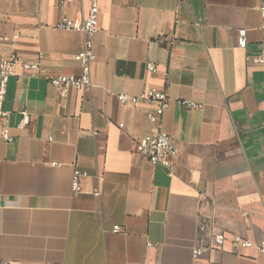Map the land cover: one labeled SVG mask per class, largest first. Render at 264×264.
Returning <instances> with one entry per match:
<instances>
[{
    "label": "crops",
    "instance_id": "crops-1",
    "mask_svg": "<svg viewBox=\"0 0 264 264\" xmlns=\"http://www.w3.org/2000/svg\"><path fill=\"white\" fill-rule=\"evenodd\" d=\"M262 1L99 0L91 85L61 94L45 76L82 71L75 54L85 34L54 26L62 13L86 14L88 0H0V34L11 38L0 55L41 54L44 75L17 66L8 85L0 260L264 264L257 247L213 239H264V65L249 59L264 53ZM146 87L168 92L162 115L156 104L118 99ZM159 130L179 148L170 169L138 153V141ZM75 168L87 173L79 193Z\"/></svg>",
    "mask_w": 264,
    "mask_h": 264
},
{
    "label": "built area",
    "instance_id": "built-area-1",
    "mask_svg": "<svg viewBox=\"0 0 264 264\" xmlns=\"http://www.w3.org/2000/svg\"><path fill=\"white\" fill-rule=\"evenodd\" d=\"M72 0H59V4L63 7L68 5ZM89 6L86 14L80 18H71L66 14H61L56 21L54 27L62 30L81 31L85 34V48L75 54V59L82 66V71L79 74H52L46 75L45 78L54 85L61 94H66L70 89L82 90L91 85L90 64L96 58L94 50V36L99 25V0H88ZM259 11L262 16V30L264 34V1L259 5ZM20 34H15L14 39H18ZM248 30L240 28L238 30V45L241 48H246L248 42ZM11 38L6 34H0V43L7 42ZM257 64L264 65V53L249 57ZM21 66L24 73L28 76H44L42 71V55L40 54L37 60L27 61L17 52L11 51L9 56L0 55V136L11 140L9 132L8 119L9 111L5 109V99L8 90L10 79L16 74V67ZM148 71L154 72L157 66L153 61L147 62ZM118 99L122 102H131L133 104L147 103L156 104L157 113L162 115L165 109L169 106V95L165 89L155 87H146L137 94H119ZM184 104L191 108L202 107L191 101H185ZM29 123V115L26 111H22V120L19 124L20 129H24ZM138 153L149 160L154 165H162L170 169L174 164V157L178 154L179 148L172 141L169 133L159 130L156 134L146 135L137 143ZM87 173L79 168H75L72 178V186L74 192H81V179ZM98 194V192H96ZM204 196H202L203 198ZM0 199V206H1ZM114 231H119L120 227L114 226ZM219 245H224L226 242H231L232 245L239 248L257 247L261 252H264V239L253 241L240 234H234L228 237L225 233H216L213 237ZM0 264H17L11 260H0ZM39 264H62L56 262H43Z\"/></svg>",
    "mask_w": 264,
    "mask_h": 264
}]
</instances>
